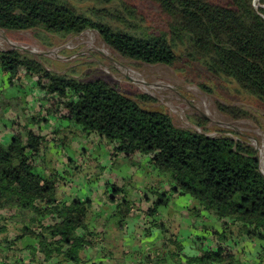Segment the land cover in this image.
I'll use <instances>...</instances> for the list:
<instances>
[{
    "label": "trees",
    "instance_id": "16d2710c",
    "mask_svg": "<svg viewBox=\"0 0 264 264\" xmlns=\"http://www.w3.org/2000/svg\"><path fill=\"white\" fill-rule=\"evenodd\" d=\"M153 10L162 25L150 18ZM0 30L55 35L93 30L124 58L165 66L196 63L264 104V0L257 7L253 0H0ZM19 72L41 86L42 101L16 123L2 114L14 97L0 98V128L13 126L8 137L0 135V247L17 253L18 263L26 251L28 264H264V176L252 147L177 128L165 113L142 108L101 79L53 74L16 50H0V77L9 87ZM137 99L151 101L142 94ZM218 109L247 117L234 107ZM51 118L68 124L49 131L57 152L96 136L110 145L113 163L119 157L133 167L135 160H147L158 188L150 185L130 204L134 185L114 176L104 183L110 206L101 223L90 199L59 205L55 174L39 170L49 153L43 127ZM175 196L192 200L181 216L200 219L192 234L186 227L192 247L178 239L182 225L172 231L163 222ZM138 203L144 208L134 207ZM131 205L137 215L127 214ZM132 226L143 233L142 241L171 248L153 254L136 247L133 259L125 243L138 245L140 239L131 241ZM232 228L254 245L243 257L232 249L239 245ZM116 231H124L122 242ZM25 237L30 243L22 246Z\"/></svg>",
    "mask_w": 264,
    "mask_h": 264
},
{
    "label": "rangeland",
    "instance_id": "374dc122",
    "mask_svg": "<svg viewBox=\"0 0 264 264\" xmlns=\"http://www.w3.org/2000/svg\"><path fill=\"white\" fill-rule=\"evenodd\" d=\"M253 4L257 7L259 0H253ZM153 13L149 16L155 20V25H162L159 20L160 15H157L155 11ZM0 50H16L21 55L36 60L53 74L66 75L84 82L101 79L126 97L137 101L142 108L165 113L177 128L188 129L211 137L226 136L234 141H241L256 151L258 168L264 176V104L240 90L235 83L211 76L199 64H188L181 60L174 66H165L130 60L110 49L93 30L69 35L49 34L41 30H0ZM0 78L4 82L0 85V90L4 89L0 98L14 97L11 99L10 106L2 110L4 119L20 123L23 112L29 116L38 110V104L42 101L40 99L41 86H34L35 80L30 79L24 72H19L16 74L15 86L9 87L6 78L2 76ZM140 94L151 97V101H139L137 97ZM218 104L242 110L247 113V117L234 118L225 114L218 109ZM66 125L68 124L65 121L51 118L50 126L47 124L43 129L47 128L49 132L53 128ZM7 126L11 132L13 126L10 123ZM51 136L49 132L45 146L54 153L55 142ZM57 139L60 143L62 137ZM76 144H82L86 149V153H81L78 158L81 161L78 166L73 154L68 153L69 147L60 148L58 153L65 160L71 159L73 161L71 163L79 167L80 172L62 167V173L55 174L58 188L62 186L64 180H66L65 184L72 182L70 186L72 185L74 194L70 198L71 201L80 195L88 198L104 195V183L113 182L114 178H111V175L124 178L122 176L123 171L126 170L124 168L132 171L129 180L134 187L129 189L130 192L132 190L144 192L150 185H153L152 188H158V184L153 180L154 172L147 165V160L139 159V162L135 160L133 167L128 166L126 160L119 157L114 158L115 163H113L111 162L110 145L93 135L88 136L82 143L72 141L71 149ZM44 161L47 163V157ZM53 163V160L47 163L51 167L49 172L54 171L53 167L57 169V165ZM82 164L84 166H81ZM105 174L110 175V178L103 179ZM84 176L90 181V189L89 184H85ZM95 185L99 186L101 192L94 191ZM57 196L59 198V193ZM172 200L171 207L164 212L163 222L168 224L172 231H177L178 224L182 225L183 229L180 228L178 239L186 247H192L188 236L190 230L192 234L193 227L199 225L200 219L194 221L191 216L180 215L192 200L188 196H175ZM131 213L137 215L138 212ZM214 225L223 229L221 224L214 223ZM188 226L190 230L186 229ZM129 230L131 241L136 238L140 239L138 242L140 244H135L137 249L147 248L151 253L157 254L159 248L163 252L171 248L167 245L160 247L147 240L142 241L143 233L141 234L137 226H132ZM232 231L235 235L234 240L239 244L238 246L233 245L232 249H240L243 257V254L249 253V249L254 245L242 240L237 228H232ZM137 249L131 251L133 259L137 258Z\"/></svg>",
    "mask_w": 264,
    "mask_h": 264
},
{
    "label": "crops",
    "instance_id": "0c3cea01",
    "mask_svg": "<svg viewBox=\"0 0 264 264\" xmlns=\"http://www.w3.org/2000/svg\"><path fill=\"white\" fill-rule=\"evenodd\" d=\"M0 133H1L0 135L2 137H8L9 134H10V130L8 129V126L7 125L4 126V127L1 126ZM82 146H83L82 144H79V145L76 144V145H73L72 146V149H71V147H69L70 150L68 149V153L70 152V154H73L74 161H76V165L77 166L81 162L78 159L80 157L81 153H86V149H84L85 146H83V147ZM53 150H54V153L51 150L52 153H53V155H52V153H51V151L49 149L50 152L47 155V163L49 161H52L53 160L54 163L57 165L56 166L57 169H55L53 167L54 171L53 172H49L51 170L49 168H51V167H49V165L44 162V164H40L39 170L43 171V173L45 175H50L52 173H54V174L62 173L61 172V168L62 167H63V169H66L67 168L69 170L78 171L79 167H76L75 164L71 163V161H72L71 159L65 160L63 157H60L59 156V153L57 152L56 149H53ZM48 159H49V161H48ZM81 166H84V164H82ZM124 169H126V170L123 171L122 176L124 178H126V179H129V175H132V171L129 168H124ZM128 170H129V173H128ZM78 172H80V171H78ZM133 174H135V173H133ZM106 177H109L110 178V175H106L105 174L104 177H103V179H106ZM112 177L114 178V176L111 175V178ZM84 180H85V184H89V189H90V187H91L90 181L85 176H84ZM65 181L66 180H64L62 186L61 187L59 186V188H58V193H59L58 204L59 205H61V204L71 205V203L73 202V200L72 201L70 200V198L73 197V194H74L73 193L74 189H73L72 185L70 186V184H72V182H70V184H65L64 183ZM95 186H96V188L94 189V191L101 192V189L99 188V186L98 185H95ZM139 192H141V191L132 190L130 192L131 194L129 193V197L131 198L130 204H135L134 201H137V197L139 196V195H137V193H139ZM75 198L84 200V199H87L88 197H84L83 195L82 196L80 195V197L76 196ZM88 199H90L91 202H92L91 203L92 204V212H94L97 216H99L98 220L101 223V221L107 215L106 213H107V210H109L110 203L108 201H106L105 195H102V196H99V197H97L95 195V196H92V197H90ZM135 206L141 208V206H139V203H138V205L136 204ZM130 208H132V206H130V207H128L126 209L127 214L128 213H131V211H129ZM143 208H144V206H142L141 209H143ZM130 223H131V220L128 219V224H130ZM178 229L179 228H177V230ZM114 236L118 240H121V242H122V239H123V236H124V231H116L114 233ZM29 243H30V241L26 237L23 238L22 241H21L22 246H25V245H27ZM125 244H126V247H132L131 248L132 251H133V249L136 248L135 247L136 245L135 244L133 245L130 242H128V244L127 243H125ZM26 256H27V252L26 251H23L22 252V256H21L20 263H18V261H19V255H17V253L6 252L5 250H3L0 247V262L1 263H6V264H28L29 261H28V258Z\"/></svg>",
    "mask_w": 264,
    "mask_h": 264
}]
</instances>
